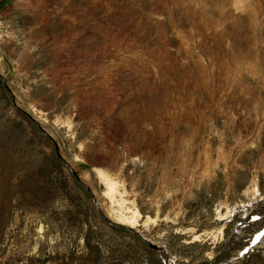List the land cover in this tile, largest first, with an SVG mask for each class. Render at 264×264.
Wrapping results in <instances>:
<instances>
[{"label":"rangeland","instance_id":"rangeland-1","mask_svg":"<svg viewBox=\"0 0 264 264\" xmlns=\"http://www.w3.org/2000/svg\"><path fill=\"white\" fill-rule=\"evenodd\" d=\"M0 264H264V0H0Z\"/></svg>","mask_w":264,"mask_h":264}]
</instances>
